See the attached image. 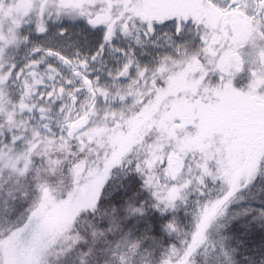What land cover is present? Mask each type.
Masks as SVG:
<instances>
[{"label":"snow or ice","instance_id":"snow-or-ice-1","mask_svg":"<svg viewBox=\"0 0 264 264\" xmlns=\"http://www.w3.org/2000/svg\"><path fill=\"white\" fill-rule=\"evenodd\" d=\"M0 264H264V0H0Z\"/></svg>","mask_w":264,"mask_h":264}]
</instances>
